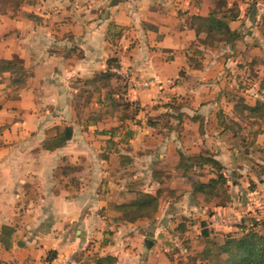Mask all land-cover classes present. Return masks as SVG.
Wrapping results in <instances>:
<instances>
[{
	"label": "crops",
	"instance_id": "crops-1",
	"mask_svg": "<svg viewBox=\"0 0 264 264\" xmlns=\"http://www.w3.org/2000/svg\"><path fill=\"white\" fill-rule=\"evenodd\" d=\"M249 2L238 0L239 14L228 21L231 30L239 33V24L248 23ZM212 8L213 0H22L0 9V60L21 59L26 75L18 86L16 74L0 73V264H96L95 257L105 255L115 256L116 264H157L155 242L146 239L150 248L144 250L142 227L120 222L117 208L142 187L157 188L154 165L164 154L182 152L188 137L204 142L207 136L200 126L208 117L185 112L189 101L181 88L194 76L200 82L224 62L221 52L204 44L198 66L187 62L192 54L186 48L197 39L190 17L206 16ZM253 11L249 20L256 18L257 24L259 11ZM163 50L176 55L163 57L158 52ZM240 52L247 58L248 50ZM110 57L118 58V74L128 69L144 80L129 85L125 98L139 112L147 107V113L129 119L80 114L107 104L103 88L96 101L86 99L83 105L80 98L91 90L85 81L105 71ZM139 65L148 68L146 74H140ZM182 67L188 70L184 77ZM163 68L173 76L172 84L151 85L152 77L164 76ZM162 106L167 111L158 110ZM162 115L170 121L165 133L153 129ZM123 122L131 124L126 140ZM63 126L71 127L70 138L47 148L48 139L58 134L54 127ZM156 137L154 145L141 142ZM135 138L148 151L157 148L150 165L144 169L141 159L140 177L112 182L107 176L130 165L123 146L129 142L132 148ZM198 146L192 142L189 148ZM143 170L150 176L145 182ZM156 227L150 233L156 234ZM50 251L55 257L48 259Z\"/></svg>",
	"mask_w": 264,
	"mask_h": 264
},
{
	"label": "rangeland",
	"instance_id": "rangeland-1",
	"mask_svg": "<svg viewBox=\"0 0 264 264\" xmlns=\"http://www.w3.org/2000/svg\"><path fill=\"white\" fill-rule=\"evenodd\" d=\"M227 1L238 3V0ZM8 2L20 3L19 0H0V9ZM263 2L264 0H250L244 10L248 23L239 24L238 38L241 39L237 43L231 41L209 44V50L221 52L224 58L223 64L222 61L219 62L215 70L207 72L200 82L197 80L198 76L190 77L191 79H187L185 84L188 86L181 88L189 101L185 112L192 115L203 114L204 118L208 117V121H202L200 126L201 132H207L204 142L201 141L202 138H199L197 142L188 137L183 141L182 152L173 151L170 156L164 154L162 161L155 163L153 178L158 180L157 188L148 187L147 190L144 186L141 190L155 195L157 199L156 209L151 216L137 217L133 221L120 219V222L122 221L125 225L137 222L138 228L142 227L144 250L150 248L145 243L146 239L155 242L153 256L158 259L157 264H219L225 259L226 250L223 249V245H228V241L239 237L243 228L255 227L256 222L264 219V107L255 113L244 108V105L252 106L257 101H264ZM228 7L231 8L230 10L225 8V13L229 17L236 15V7ZM257 7L263 9L258 10ZM253 9V15L259 11L257 24H254L256 18L253 22L249 20V14ZM188 42L186 40L184 45ZM131 45L132 48L136 46L135 43H130L129 47ZM201 45L198 39L188 44L189 47L186 49L192 54L190 56L192 58L187 60L190 65L198 66L199 57L205 50L199 48ZM243 49L249 51L247 58H243L244 55L240 52ZM238 50L239 53L234 58L229 55ZM158 52L167 58L176 55L171 50ZM129 53L130 51L127 50L123 55L127 57ZM139 68L140 74L147 73L148 68L140 65ZM182 69L184 71L181 70L180 77H184L187 70L186 67ZM112 71L115 75L111 79L99 80L91 85L90 89L94 90L96 85H107L103 90L105 99L111 96L114 100L106 99L107 104L100 108L94 106L88 111L80 110L82 116L93 112L96 116L104 114L105 118L110 119L113 117L130 118L139 112L140 107L135 102H126L125 89L129 85H140L144 80L128 69L120 72L121 74H118L116 68ZM162 73L164 76L161 78L156 76L151 78V85L172 84L173 76H170L169 69L163 68ZM17 75L22 78L25 74L20 71ZM103 92L102 90L94 91L90 96L96 101ZM158 100L161 103L164 102L162 99ZM198 101H201L199 105H197ZM162 109L167 111L165 106L158 110L162 111ZM146 110L147 107H144L139 113H147ZM169 122L166 115L160 116L157 125L153 127L154 131L165 133L166 128H169ZM124 124L126 123L121 124V132L124 133L123 140H126V133L130 130L128 127L131 124L127 127ZM159 138H155L158 140L142 139L141 142L154 145ZM139 140V138L133 139L132 148L128 145V141L124 143L123 148H127L126 156L131 155V163L126 172L120 169L107 176L112 182L119 179H134V176L140 177L141 173L137 163L141 159L144 160V169L150 165V158L157 148L148 151L142 148ZM192 142L199 143L195 151L189 148ZM136 146L140 150L136 149ZM181 153L189 157L198 153L212 156L221 163L222 167L218 170L211 165L185 168L187 163H184L185 161L180 163ZM143 172L145 182L150 176L148 173L145 174L147 170ZM220 173L224 175L226 182L216 185L213 192L196 188L199 182L207 183L209 179L217 178ZM196 182L197 184L194 185ZM119 206L117 209L123 215L122 207ZM156 213H158L157 218ZM131 215L133 211L129 216ZM141 222H143L142 225ZM155 226L158 228L157 233L155 234L154 229L150 233V228ZM256 227L260 228L258 225Z\"/></svg>",
	"mask_w": 264,
	"mask_h": 264
},
{
	"label": "trees",
	"instance_id": "trees-1",
	"mask_svg": "<svg viewBox=\"0 0 264 264\" xmlns=\"http://www.w3.org/2000/svg\"><path fill=\"white\" fill-rule=\"evenodd\" d=\"M21 1L22 0H19V2ZM213 2L214 8L210 9L206 16L192 15L190 17L191 23L196 26L197 39L204 45H211L214 42H231L239 37V33L235 30H231L228 26V21L232 18H236L239 14L237 5L235 3L232 4V7H236V15H234L233 17H229L225 13V8H227V10H230L231 8L228 7L227 0H213ZM18 4L15 5L17 6ZM200 34H204V37H200ZM22 66L23 65L21 59L17 57L9 60L1 59L0 73L4 71H10L12 74H17L22 71ZM118 67V58L110 57L106 60V70L94 75L92 79L86 80L85 83L91 86L97 83V81L99 80H109L115 75V73L111 71L112 68ZM16 77L17 78L13 79V82L18 86H21L24 83L23 79L19 77V75H17ZM105 87H107V85H96V90L95 88L94 90L89 89L90 93L88 97L82 96L80 98H83L81 101H83V103L85 104L86 102L84 101H86V99L92 98L90 94H93L94 91H101L102 88L104 89ZM109 99L114 100V97L110 96ZM263 107L264 101H257L252 106L244 105V108L249 109L253 113L259 112ZM54 129L56 130V132H58V134L48 139V141L45 143V146L47 148L62 146L71 136V127L69 126H63L62 128L54 127ZM126 134L127 136H130L132 134L131 130H128ZM111 143L113 145V141H111ZM182 161H185L184 163H187L185 164V168L192 166L203 167L204 165H211L213 168H216V170H218L222 167L221 163L216 158L212 156L202 155L201 153L190 157L185 156L183 153H181L180 163ZM225 182L226 179L224 175L220 173L217 178H211L207 183L199 182L197 184L196 182L194 183V185L197 184L196 188L199 190L213 192L216 185H222ZM156 203L157 199L155 195L137 190L132 200L119 206L120 208L122 207L123 212L121 218L133 221L136 220L137 217H143L146 215L151 216L156 209ZM132 211L133 215L129 216ZM257 225L260 226L259 229H257ZM223 249L226 250L225 259L219 264H264V219L256 222L255 227L251 226L249 228H243L241 235L231 241H228V245H223ZM54 257L55 251H50L48 254V259ZM116 260V257L113 255H105L95 257L94 262L96 264H116Z\"/></svg>",
	"mask_w": 264,
	"mask_h": 264
}]
</instances>
